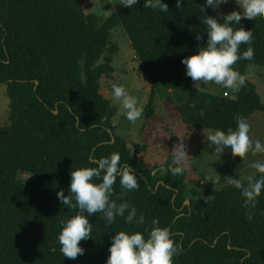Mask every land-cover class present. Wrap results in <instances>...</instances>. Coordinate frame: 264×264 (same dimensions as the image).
<instances>
[{"label": "trees", "instance_id": "obj_1", "mask_svg": "<svg viewBox=\"0 0 264 264\" xmlns=\"http://www.w3.org/2000/svg\"><path fill=\"white\" fill-rule=\"evenodd\" d=\"M82 1L0 0V85L7 87L10 100L9 126L0 128V264H106L115 232L147 235L154 219L179 245L174 264H264V191L251 222L240 191L230 185L190 198L185 172L172 175L166 161L162 174L147 142L134 144L132 151L116 135L118 110L101 93L100 80L113 76L112 55L119 51L111 44V31L122 27L141 63L139 72L152 87L146 127L164 89L172 91L168 100L174 114L197 130L235 131L239 118L264 113L257 86L249 80L235 92L209 94L197 91L185 75L182 59L207 41L204 16L223 23L226 15L210 8L203 12L205 0H184L181 9L176 0H163L167 13L144 8L140 0L100 22L84 13ZM232 26L252 32L254 60L233 66L246 76L249 65L264 66V19ZM245 50L242 45L240 51ZM85 58L86 84L80 66ZM112 152L120 154L122 166L134 169L139 184L135 191H123L117 178L112 199L129 202L145 223L125 224L117 217L107 225L102 214H93L92 239L80 242L85 254L63 258L59 222L76 210L62 205L57 193L70 194L71 170L96 167Z\"/></svg>", "mask_w": 264, "mask_h": 264}, {"label": "clouds", "instance_id": "obj_2", "mask_svg": "<svg viewBox=\"0 0 264 264\" xmlns=\"http://www.w3.org/2000/svg\"><path fill=\"white\" fill-rule=\"evenodd\" d=\"M242 10L233 11L221 19L213 16H204L206 25V44L198 47L195 55L182 59L185 65V75L194 82L196 89L203 88L209 82L221 89H230L233 92L244 86L245 78L233 67L238 61L251 63L254 60L252 47V32L245 31L242 27L234 29L232 26L240 25L242 19L257 21L264 19V0H235ZM140 0H121L120 7L131 9ZM229 3V0H205L202 11L211 9L218 12L221 5ZM184 0H176L177 9H181ZM144 8L168 12V5L163 0H144ZM201 40V36L196 37ZM246 50L241 52V46ZM111 94L124 110L126 119L135 123L143 116V109L138 106V100L128 91L116 83L111 84ZM250 126L246 119L239 118L235 124V131L224 132L216 129L207 137L209 146H213L212 155L220 158L224 153H230L233 157H245L249 151L253 155L264 153V144L253 141L249 136ZM172 161L169 171L174 176L181 175L187 168V151L184 143L176 144L172 149ZM121 156L118 152H112L96 161V167H82L70 172V187L67 196L63 191L57 193L62 205L76 210L74 215L62 219L57 241L59 251L63 258L75 260L85 254V249L80 246L81 241L92 239V227L89 217L100 213L101 219L112 225L117 217L124 218L125 224L145 223L143 215L137 216V209L129 202L117 203L112 199L113 185L119 178V184L123 191L131 192L139 188L137 175L131 166L120 164ZM256 173L261 174L257 178L254 174L245 177L227 178L228 185L240 191L243 200L242 206L247 210L245 215L248 221H253L257 199L264 191V161L257 160L250 164ZM216 183H219V178ZM99 180V183L95 181ZM127 213V215H125ZM143 232L118 231L111 237L110 253L106 264H174V257L180 252L179 245L172 238V232L168 227H161L159 220L154 219L150 229ZM54 254L57 249L51 247Z\"/></svg>", "mask_w": 264, "mask_h": 264}, {"label": "rangeland", "instance_id": "obj_3", "mask_svg": "<svg viewBox=\"0 0 264 264\" xmlns=\"http://www.w3.org/2000/svg\"><path fill=\"white\" fill-rule=\"evenodd\" d=\"M120 2L121 0H83L81 8L85 14H94L98 16L100 22H104L120 7ZM233 11H242L235 0H229V3L221 5L218 10L223 15ZM110 41L112 45L117 44L119 47V51L112 55L114 74L110 78H102L100 83L101 93L118 110L114 118L118 137L125 140L130 147L143 141L147 142L151 149L150 158L158 161L162 174L166 172V161H172L173 147L178 143H184L189 156L187 157L185 173L188 190L192 191L189 194L190 198H199L206 188L227 186V178L238 179L248 174H256L255 169L251 168L250 164L257 160L264 161V153L253 155L250 150L243 158L233 157L230 153H224L221 158L212 155L214 148L209 146L211 142L207 140V137L214 130H197L192 125L182 123L181 118L174 114V107L168 100V93L172 92L171 90L164 89L160 92L157 98L156 115L152 118L150 125L146 127V107L150 99L151 83L139 72L141 63L122 27H117L111 31ZM244 78L256 84L264 103V66L249 65L247 75ZM112 83L122 85L130 95L137 98L138 106L143 109L141 119L135 123L126 119L121 105L112 97ZM201 87L203 88H194L199 92L209 94H220L224 90L211 82L206 85L201 84ZM227 91L231 93L230 89ZM9 110L10 100L7 87L0 85V128L9 126ZM246 121L250 126L249 136L253 144L255 141L264 144V113L255 112ZM217 175L220 176L219 183H216Z\"/></svg>", "mask_w": 264, "mask_h": 264}, {"label": "water", "instance_id": "obj_4", "mask_svg": "<svg viewBox=\"0 0 264 264\" xmlns=\"http://www.w3.org/2000/svg\"><path fill=\"white\" fill-rule=\"evenodd\" d=\"M80 66H81V69H82L81 78L84 81V83L86 84L87 83V76H86V58L81 61ZM38 84H39V82H37V85ZM57 113L58 112L56 111L55 114H57ZM78 125H79V123H78ZM112 138H113V142L112 143H114L115 142V137L112 136ZM129 148L132 149V151H134V149H133L134 147H130L129 146ZM174 198H176V197H174ZM185 204L190 206V201H187Z\"/></svg>", "mask_w": 264, "mask_h": 264}, {"label": "built area", "instance_id": "obj_5", "mask_svg": "<svg viewBox=\"0 0 264 264\" xmlns=\"http://www.w3.org/2000/svg\"><path fill=\"white\" fill-rule=\"evenodd\" d=\"M225 95L227 96V95H228V93H225Z\"/></svg>", "mask_w": 264, "mask_h": 264}]
</instances>
